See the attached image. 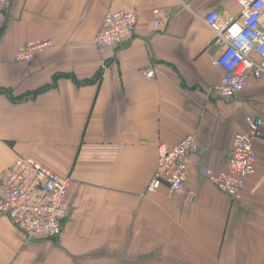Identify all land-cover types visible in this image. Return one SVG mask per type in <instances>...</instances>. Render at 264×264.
<instances>
[{"label": "crops", "instance_id": "crops-1", "mask_svg": "<svg viewBox=\"0 0 264 264\" xmlns=\"http://www.w3.org/2000/svg\"><path fill=\"white\" fill-rule=\"evenodd\" d=\"M168 20L154 25V11ZM134 11L135 34L101 55L94 38L109 12ZM238 17L237 0H11L0 19V194L19 156L70 177L67 218L54 238L28 240L0 212V264H264V127L255 174L238 199L203 176L228 167L248 117L264 118V77L227 103L212 87L223 50L205 18ZM54 47L31 63L17 49ZM158 74L148 79L144 68ZM199 145L174 198L147 192L158 146Z\"/></svg>", "mask_w": 264, "mask_h": 264}, {"label": "built area", "instance_id": "built-area-1", "mask_svg": "<svg viewBox=\"0 0 264 264\" xmlns=\"http://www.w3.org/2000/svg\"><path fill=\"white\" fill-rule=\"evenodd\" d=\"M11 0H0V19L5 18ZM241 11L238 17L210 12L206 25L214 33V43L222 46L212 64L224 73L212 87L221 100L230 103L248 87V78L264 77V0H237ZM154 25L168 20V15L155 10ZM138 24L136 12L120 10L109 12L94 38L101 55L108 46L119 45L132 38ZM54 47L53 40H33L17 49L16 62L31 63L36 55ZM143 74L152 79L158 74L154 64L144 68ZM247 133L237 134L229 151L226 170L203 169L204 178L221 192L238 199L246 189L247 179L255 174L257 154L254 142L264 127L263 117H248ZM199 145L194 135L185 136L175 145L158 146L157 168L147 187L155 192L162 185L168 187L174 198L186 196L187 181L192 156ZM71 183L47 165L31 156H19L10 167L3 181L0 194V212L9 216L28 240L54 238L60 234L67 218L66 195Z\"/></svg>", "mask_w": 264, "mask_h": 264}, {"label": "trees", "instance_id": "trees-1", "mask_svg": "<svg viewBox=\"0 0 264 264\" xmlns=\"http://www.w3.org/2000/svg\"><path fill=\"white\" fill-rule=\"evenodd\" d=\"M3 90L0 89V92H2Z\"/></svg>", "mask_w": 264, "mask_h": 264}]
</instances>
